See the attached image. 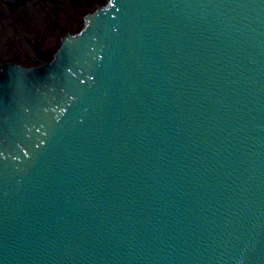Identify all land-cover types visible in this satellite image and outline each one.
Here are the masks:
<instances>
[{
    "label": "water",
    "instance_id": "95a60500",
    "mask_svg": "<svg viewBox=\"0 0 264 264\" xmlns=\"http://www.w3.org/2000/svg\"><path fill=\"white\" fill-rule=\"evenodd\" d=\"M0 264H264V0H0Z\"/></svg>",
    "mask_w": 264,
    "mask_h": 264
}]
</instances>
